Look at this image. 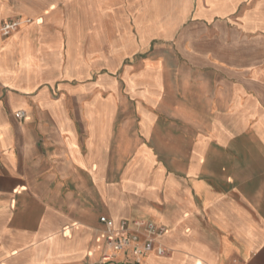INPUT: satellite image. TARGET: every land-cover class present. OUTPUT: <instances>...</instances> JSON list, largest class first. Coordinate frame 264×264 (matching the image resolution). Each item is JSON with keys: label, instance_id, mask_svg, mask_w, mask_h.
<instances>
[{"label": "crops", "instance_id": "obj_1", "mask_svg": "<svg viewBox=\"0 0 264 264\" xmlns=\"http://www.w3.org/2000/svg\"><path fill=\"white\" fill-rule=\"evenodd\" d=\"M103 216L264 264V0H0V264H122Z\"/></svg>", "mask_w": 264, "mask_h": 264}, {"label": "built area", "instance_id": "obj_2", "mask_svg": "<svg viewBox=\"0 0 264 264\" xmlns=\"http://www.w3.org/2000/svg\"><path fill=\"white\" fill-rule=\"evenodd\" d=\"M19 24V20L6 21L1 28V33L8 36L18 29ZM18 115L20 118H26L23 111H20ZM101 222L106 225L101 255L103 262L116 261L122 255L124 256L122 264H141L143 258L151 252L155 251L159 255L166 253L164 245L159 242L165 233V228L156 226L154 222L141 223L146 228V239L143 242L131 230L128 220H121L117 225L112 219L103 216Z\"/></svg>", "mask_w": 264, "mask_h": 264}]
</instances>
